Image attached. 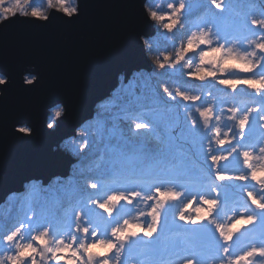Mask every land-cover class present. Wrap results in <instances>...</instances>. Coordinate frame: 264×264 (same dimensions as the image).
I'll list each match as a JSON object with an SVG mask.
<instances>
[{"label":"rangeland","instance_id":"rangeland-1","mask_svg":"<svg viewBox=\"0 0 264 264\" xmlns=\"http://www.w3.org/2000/svg\"><path fill=\"white\" fill-rule=\"evenodd\" d=\"M33 1L0 0V22L15 13L45 19L52 8L66 15L76 12L73 4L65 6L58 0ZM200 1L211 8L186 24L181 44L197 54L192 72L205 80L202 88L184 92L174 83L165 85L161 100L174 102L169 113L174 112L169 117L166 108L148 111L151 131L135 126L123 134L114 121V104L97 106L95 117L107 123L83 124L61 149L75 159L71 173L89 153L105 150L114 158L87 174L88 184L59 177L44 188L40 182L30 183L23 194L10 196L0 206V264H222L211 258L218 236L223 235L221 244L230 249L245 240H259L255 238L261 230L256 219L229 214L223 224L211 212L222 208L214 195L228 190H232L230 203L242 204L250 188L240 187L242 181L250 179L252 190L264 186V32L258 33L264 25V20L259 22L262 11L251 9L244 0ZM260 2L264 8V0ZM190 3L152 1L147 13L156 23L154 41L171 34ZM246 34L248 38L243 37ZM141 78L134 74L122 84L133 91L147 84V76ZM212 79L215 94L207 86ZM179 96L182 99L177 101ZM196 109L198 114L191 116ZM61 113L59 107L51 110L50 128ZM147 139L152 146L141 142ZM229 165L237 167L238 173L243 167L245 176L222 179ZM169 177L174 180H163ZM155 179L162 180L156 184ZM117 180L126 182L113 190ZM149 181L154 184L148 186ZM197 186L206 189L200 194ZM253 193L250 201L264 209V193ZM167 199L173 200V217L155 245L159 207ZM208 219L216 228L214 236H207L201 228ZM128 235L142 239V244L117 241ZM257 243L252 242L246 253H237L226 264L248 256V264H264V250ZM256 252L263 255L261 260L251 259Z\"/></svg>","mask_w":264,"mask_h":264},{"label":"water","instance_id":"water-1","mask_svg":"<svg viewBox=\"0 0 264 264\" xmlns=\"http://www.w3.org/2000/svg\"><path fill=\"white\" fill-rule=\"evenodd\" d=\"M75 2L71 15L51 9L45 19L16 13L0 22V205L25 183L67 177L75 159L60 144L93 118L119 77L127 82L134 71L152 70L144 39L155 28L146 0ZM56 107L62 114L50 128ZM252 208L264 221V212ZM159 211L156 243L171 218L172 201ZM134 242L129 237L123 243Z\"/></svg>","mask_w":264,"mask_h":264},{"label":"trees","instance_id":"trees-1","mask_svg":"<svg viewBox=\"0 0 264 264\" xmlns=\"http://www.w3.org/2000/svg\"><path fill=\"white\" fill-rule=\"evenodd\" d=\"M152 1L155 2V0H149L147 2V10L150 9L149 7ZM174 1L175 0H162L163 4L168 2L172 3ZM185 1L188 2L189 0ZM186 22L190 23L191 20H187ZM178 28L179 29L173 27L171 34L167 35L166 38H160L156 41L149 40L146 42L147 54L152 63L153 70L150 74L141 72L137 75L140 78H146L147 76V84L144 86L137 85L136 89L133 91H130L128 86L122 84L121 88L117 90L114 96L103 102L104 104H114L113 108L117 109L114 115V121L118 124L117 129L123 134L128 133L129 128L135 126H145V128L151 131V129H153L151 128L153 122L147 115L150 109L166 108L170 116L173 114L174 111L169 113V110L174 106L171 103L165 104L164 100H161L165 85L174 83L179 90L187 92L192 89H199L201 82L204 81L198 77H194L192 69L197 54L195 51L186 50L182 47L181 40L183 36L186 35V30L182 25H178ZM178 68L180 69L178 70ZM207 76L208 73L205 78H207ZM0 80H2V77H0ZM138 81H140V79ZM150 82H152L151 85H149ZM208 89L213 92L210 86H208ZM121 93H123V95L126 94V97H122V95H120ZM179 98L182 99L181 96H179L176 100L178 101ZM161 101H163V104H159ZM196 114L198 113L195 111L191 112V116L193 117H195ZM93 123L105 124L107 120L97 116ZM155 129H158L157 125H155ZM164 136L165 135H160V138H164ZM148 140L150 139H147V142L144 140H141V142L145 143L146 146H152V143ZM103 152L104 153L101 154H96V152L89 153L85 155V157L80 158V163L75 166L76 169L72 172V178H76L80 182H85L87 174L94 170V166L101 165V163L105 165L112 161L114 157L105 150H103ZM93 172H95V170Z\"/></svg>","mask_w":264,"mask_h":264},{"label":"flooded vegetation","instance_id":"flooded-vegetation-1","mask_svg":"<svg viewBox=\"0 0 264 264\" xmlns=\"http://www.w3.org/2000/svg\"><path fill=\"white\" fill-rule=\"evenodd\" d=\"M46 1V0H45ZM39 3V0L37 1ZM38 5V4H37ZM263 166H264V163H263Z\"/></svg>","mask_w":264,"mask_h":264},{"label":"bare ground","instance_id":"bare-ground-1","mask_svg":"<svg viewBox=\"0 0 264 264\" xmlns=\"http://www.w3.org/2000/svg\"><path fill=\"white\" fill-rule=\"evenodd\" d=\"M22 194V193H21Z\"/></svg>","mask_w":264,"mask_h":264}]
</instances>
